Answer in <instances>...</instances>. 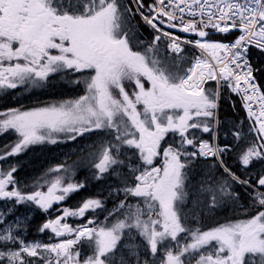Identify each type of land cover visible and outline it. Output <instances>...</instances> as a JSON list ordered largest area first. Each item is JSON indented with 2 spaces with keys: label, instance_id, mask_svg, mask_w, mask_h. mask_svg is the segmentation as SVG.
<instances>
[{
  "label": "snow or ice",
  "instance_id": "1",
  "mask_svg": "<svg viewBox=\"0 0 264 264\" xmlns=\"http://www.w3.org/2000/svg\"><path fill=\"white\" fill-rule=\"evenodd\" d=\"M0 264H264V0H0Z\"/></svg>",
  "mask_w": 264,
  "mask_h": 264
},
{
  "label": "trees",
  "instance_id": "2",
  "mask_svg": "<svg viewBox=\"0 0 264 264\" xmlns=\"http://www.w3.org/2000/svg\"><path fill=\"white\" fill-rule=\"evenodd\" d=\"M227 110V109H226Z\"/></svg>",
  "mask_w": 264,
  "mask_h": 264
}]
</instances>
